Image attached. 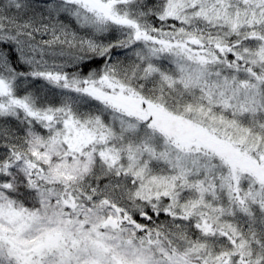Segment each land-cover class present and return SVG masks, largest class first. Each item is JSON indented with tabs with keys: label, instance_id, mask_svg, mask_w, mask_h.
<instances>
[{
	"label": "snow or ice",
	"instance_id": "1",
	"mask_svg": "<svg viewBox=\"0 0 264 264\" xmlns=\"http://www.w3.org/2000/svg\"><path fill=\"white\" fill-rule=\"evenodd\" d=\"M0 264H264V0H0Z\"/></svg>",
	"mask_w": 264,
	"mask_h": 264
}]
</instances>
